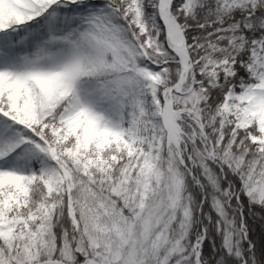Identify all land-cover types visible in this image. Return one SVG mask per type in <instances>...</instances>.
Returning a JSON list of instances; mask_svg holds the SVG:
<instances>
[{"label": "snow or ice", "instance_id": "1", "mask_svg": "<svg viewBox=\"0 0 264 264\" xmlns=\"http://www.w3.org/2000/svg\"><path fill=\"white\" fill-rule=\"evenodd\" d=\"M0 264H264V0H0Z\"/></svg>", "mask_w": 264, "mask_h": 264}]
</instances>
